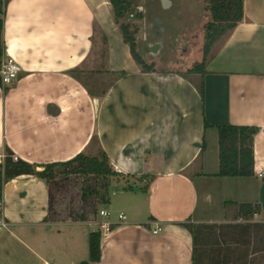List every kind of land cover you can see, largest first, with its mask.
Masks as SVG:
<instances>
[{
	"label": "crops",
	"instance_id": "obj_1",
	"mask_svg": "<svg viewBox=\"0 0 264 264\" xmlns=\"http://www.w3.org/2000/svg\"><path fill=\"white\" fill-rule=\"evenodd\" d=\"M145 3L138 0L142 17L132 22L151 73L132 59L107 0L7 3L3 54L21 72L0 86V167L8 154L40 171L102 151L123 176L108 186L118 197L117 215L101 209L84 213L82 222L70 212L60 217L55 192L49 212L44 180L23 174L7 181L0 264H192L183 224H234L230 203H258L251 223L264 224V0H243L242 21L214 45L203 75L185 74L193 65L185 64L195 40L190 30L181 29L173 47L160 37L167 27L159 15L171 0H152L149 9ZM226 125L258 129L253 176H216L217 127ZM156 224L161 231L152 235ZM95 231L100 260L91 263L82 245Z\"/></svg>",
	"mask_w": 264,
	"mask_h": 264
},
{
	"label": "trees",
	"instance_id": "obj_2",
	"mask_svg": "<svg viewBox=\"0 0 264 264\" xmlns=\"http://www.w3.org/2000/svg\"><path fill=\"white\" fill-rule=\"evenodd\" d=\"M10 0H0V58L3 54V17ZM112 11L114 24L128 46L134 62L144 73L154 72V65L147 64L136 49V36L139 31L133 20H140L136 11L138 0H107ZM208 21L203 26L202 60L194 63L185 74L205 73V65L216 43L226 37L243 19V0H203ZM132 15L130 21L126 19ZM205 126H207L205 124ZM258 129L253 126L226 125L217 127L218 173L217 177L246 178L254 174L253 142ZM23 174L33 175L48 185L49 212L52 206V193H59L71 181L81 183V200L94 197L99 203H107L108 196L99 191H107L112 179L123 175L116 173L106 156L99 151L96 156L78 154L66 162L41 166L37 171L21 161L13 162L8 154L0 167V205L3 185ZM129 190L132 187H127ZM146 192L147 186L141 189ZM98 203V204H99ZM236 209L234 224L205 225L183 224L192 236V264H246L260 263L264 259V224L251 223L261 211L258 203H230ZM92 213H95L92 212ZM72 221H84L85 214L68 213ZM49 219L46 217L45 220ZM101 232H91L88 236V259L91 263L100 260ZM258 256H260L258 258ZM259 259V260H258ZM263 263V262H261Z\"/></svg>",
	"mask_w": 264,
	"mask_h": 264
},
{
	"label": "rangeland",
	"instance_id": "obj_3",
	"mask_svg": "<svg viewBox=\"0 0 264 264\" xmlns=\"http://www.w3.org/2000/svg\"><path fill=\"white\" fill-rule=\"evenodd\" d=\"M172 6L168 9L160 12L159 18L167 27V33L164 36H160L167 47L175 46V39L181 29L190 30L192 35L195 36L194 43L190 47L189 54L185 64H194L195 62H200L201 47L199 45V32L202 28L203 22V2L202 0H171ZM152 5V0H146L145 6L149 9ZM163 5V4H162ZM129 17L126 21H130ZM208 21V18H207ZM167 55V52H165ZM164 54V56H165ZM167 57V56H165ZM119 180V179H118ZM123 180V179H121ZM112 179L110 182H113ZM81 183L79 180L71 181L69 184L65 185L63 189L58 193L59 204L57 211L60 217L66 218V213L71 212L73 215L77 216L80 213L91 214L95 211V215H98V210L107 209L112 213V217H115L118 213L120 205L118 203V197H113L111 191L100 190L101 194L105 193L110 197L111 203H99L94 197H90L87 201L81 200ZM135 190V189H134ZM99 203V204H98ZM83 246V254H85V260H87L88 255V241H85V246ZM79 252L82 253L80 249ZM260 256H258L259 258ZM259 260V259H258ZM264 263V259H261Z\"/></svg>",
	"mask_w": 264,
	"mask_h": 264
},
{
	"label": "built area",
	"instance_id": "obj_4",
	"mask_svg": "<svg viewBox=\"0 0 264 264\" xmlns=\"http://www.w3.org/2000/svg\"><path fill=\"white\" fill-rule=\"evenodd\" d=\"M136 11L141 13V8L137 7ZM129 18H132V15L129 16ZM21 72L20 66L10 57L2 56L0 58V86H8L12 84L14 81L17 80L19 74ZM11 159L13 161H17L16 157L11 156ZM3 156L0 153V165L2 164ZM259 179L263 177L262 173H259L257 176ZM99 216L103 218H108L110 216V213L107 211H100ZM118 219L120 221H123L125 217L120 214L118 216ZM0 226L4 227L5 224L0 220ZM104 227V226H102ZM161 231L160 225L156 224L154 229L152 230V235H158Z\"/></svg>",
	"mask_w": 264,
	"mask_h": 264
},
{
	"label": "water",
	"instance_id": "obj_5",
	"mask_svg": "<svg viewBox=\"0 0 264 264\" xmlns=\"http://www.w3.org/2000/svg\"><path fill=\"white\" fill-rule=\"evenodd\" d=\"M163 4H164V5H167V2H164ZM135 191H136V189H135Z\"/></svg>",
	"mask_w": 264,
	"mask_h": 264
}]
</instances>
